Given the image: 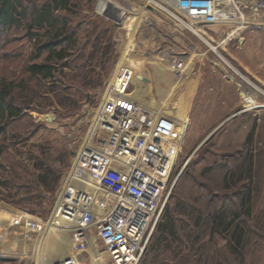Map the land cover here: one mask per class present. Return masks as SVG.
<instances>
[{
  "label": "rangeland",
  "instance_id": "rangeland-1",
  "mask_svg": "<svg viewBox=\"0 0 264 264\" xmlns=\"http://www.w3.org/2000/svg\"><path fill=\"white\" fill-rule=\"evenodd\" d=\"M25 1L31 9L49 0ZM77 3L67 16L76 46L54 80L28 72L46 54L34 60L37 50L25 30H0V84L15 87L14 106L22 110L0 136V264H57L72 257L112 264L94 231L47 227L76 155L105 136L94 131L99 115L124 129L112 170L146 148L157 178L174 183L173 197L196 191L203 210L212 193L237 206L239 190L223 188L229 169L236 170L253 180V222L264 223V0H220L214 17L176 10L166 16L151 0ZM121 64L133 70V85L104 107ZM251 96L255 106L248 107ZM184 109L189 124L182 121L178 129L184 128L181 150L169 153L167 141L132 139L130 125L148 130L160 115L182 120ZM103 186L92 184L74 201L105 215L117 191ZM148 252L140 264H160L171 249L159 261ZM247 264H264V244Z\"/></svg>",
  "mask_w": 264,
  "mask_h": 264
},
{
  "label": "built area",
  "instance_id": "built-area-1",
  "mask_svg": "<svg viewBox=\"0 0 264 264\" xmlns=\"http://www.w3.org/2000/svg\"><path fill=\"white\" fill-rule=\"evenodd\" d=\"M152 1L164 15L170 17L172 10L190 16L214 17L218 3V0ZM253 10L260 12L259 8ZM259 28L264 29V26ZM133 79V70L127 64H121L107 89L104 107L126 96L133 85ZM93 127L94 131L99 129L105 136L95 137L92 145L83 147L76 155L64 195L62 194L48 217L47 227L94 231L112 264H140L175 185H171L170 180L164 183L156 177L157 173H154L150 162L152 156L146 148L120 163L117 170H112L114 154L119 149L124 129L103 119L102 115H99ZM178 129L174 119L160 115L151 128L141 131V139L167 141L168 152L171 153L173 148L181 146ZM133 149L135 150L134 147ZM92 184L96 185L95 188L104 185L113 193L117 191L113 197L114 207L101 217L92 209L86 208V204L75 202L84 192L93 190ZM57 264L83 262H77L72 257Z\"/></svg>",
  "mask_w": 264,
  "mask_h": 264
},
{
  "label": "trees",
  "instance_id": "trees-1",
  "mask_svg": "<svg viewBox=\"0 0 264 264\" xmlns=\"http://www.w3.org/2000/svg\"><path fill=\"white\" fill-rule=\"evenodd\" d=\"M78 1L81 0H49L29 9L25 0H0V30H25L27 40L37 50L34 60L46 54L44 63L28 68L33 77L54 80L59 73L57 66H68L76 46V32L71 30L67 16ZM14 88L11 83L0 84V136L10 120L22 115V110L14 106ZM223 184L224 190H239L237 206L228 203V196L218 199L212 193L213 198L203 210L198 192H190L188 198L178 193L174 198L171 194L145 255L153 250L155 261H159L171 249L160 264H247L257 247L264 244V223L253 222V180L229 169ZM216 199L220 205H214Z\"/></svg>",
  "mask_w": 264,
  "mask_h": 264
},
{
  "label": "crops",
  "instance_id": "crops-1",
  "mask_svg": "<svg viewBox=\"0 0 264 264\" xmlns=\"http://www.w3.org/2000/svg\"><path fill=\"white\" fill-rule=\"evenodd\" d=\"M219 1V4H220V0H218ZM184 67V66H183ZM164 70V69H163ZM162 69H158V71L159 72H164ZM159 75V74H158ZM161 75V74H160ZM140 92H142V94L144 95L145 93V91L143 90V89H140ZM245 95H247V94H245ZM142 97V96H141ZM190 98V97H189ZM188 98V99H189ZM240 98V97H239ZM241 100V98L239 99V101ZM250 101L248 102V107H253V106H255V104H252V103H255V97L254 96H251L250 97V99H249ZM194 105H195V97H194V99H193V96H192V100H191V105H190V108L188 109V113H189V115H190V117L192 116V111H193V109H194ZM236 105H238V104H236ZM236 105H235V107H236ZM132 106V105H131ZM234 107V108H235ZM232 110H233V108H232ZM179 113H181V115L182 116H184V119H182L181 120V118L179 117V114H177V115H174V116H170L172 119H174L175 121H176V123L178 124V128H179V126H180V124H181V122L182 121H186L187 122V128H188V124H189V119L187 118V110H182V111H180ZM155 123H153V125H154ZM151 128V127H150ZM143 129H139V126L138 125H135V124H133V125H130V131H129V133L131 134V137H132V139H141V131H142ZM179 132H180V137L182 138V136H183V133H184V128H180V130H179ZM186 135H187V130H186V133H185V137H186ZM185 137H184V139H185Z\"/></svg>",
  "mask_w": 264,
  "mask_h": 264
},
{
  "label": "bare ground",
  "instance_id": "bare-ground-1",
  "mask_svg": "<svg viewBox=\"0 0 264 264\" xmlns=\"http://www.w3.org/2000/svg\"><path fill=\"white\" fill-rule=\"evenodd\" d=\"M152 1V0H151ZM252 20H257V18H256V16H254V17H252L251 18ZM111 177V176H110ZM156 177H157V175H156ZM163 181V180H162ZM164 183H165V181H163ZM92 186V185H91ZM95 186V185H94ZM108 190V189H107ZM107 190H105V191H107Z\"/></svg>",
  "mask_w": 264,
  "mask_h": 264
},
{
  "label": "water",
  "instance_id": "water-1",
  "mask_svg": "<svg viewBox=\"0 0 264 264\" xmlns=\"http://www.w3.org/2000/svg\"><path fill=\"white\" fill-rule=\"evenodd\" d=\"M211 136H213V134H212ZM211 136H210V137H211Z\"/></svg>",
  "mask_w": 264,
  "mask_h": 264
}]
</instances>
